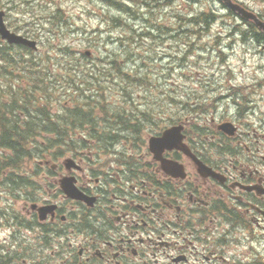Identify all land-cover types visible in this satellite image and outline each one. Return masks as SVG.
I'll return each instance as SVG.
<instances>
[{"label": "flooded vegetation", "instance_id": "af4514ba", "mask_svg": "<svg viewBox=\"0 0 264 264\" xmlns=\"http://www.w3.org/2000/svg\"><path fill=\"white\" fill-rule=\"evenodd\" d=\"M9 4L0 5L8 30L36 39L30 25L13 22ZM31 54L0 35V94L26 87L12 81L14 63ZM7 99L0 98V264H264V115L244 124L214 113L176 119L174 111L166 125L148 110L117 120L96 107L66 116L60 106L51 117L61 130L52 131L46 99L40 108ZM176 127L187 153H152L149 140ZM55 135L147 140L129 151L92 140L88 153L74 148L75 163L63 147L20 140ZM103 150L112 156L105 162Z\"/></svg>", "mask_w": 264, "mask_h": 264}, {"label": "rangeland", "instance_id": "374dc122", "mask_svg": "<svg viewBox=\"0 0 264 264\" xmlns=\"http://www.w3.org/2000/svg\"><path fill=\"white\" fill-rule=\"evenodd\" d=\"M125 1L12 0L13 22L30 25L48 54L43 61L41 56L20 61L15 82L25 77V66L32 81H44L41 66L54 71L63 65L80 78L94 73L102 79L99 98L88 102L106 108L111 118L137 117L138 111L148 110L167 125L176 111V119L214 113L216 120L237 117L247 124L254 121L252 114L264 115V42L219 0ZM235 1L264 20V0ZM8 3L0 0V5ZM208 10L217 15L216 23L198 34L189 32L196 30L185 26V17ZM119 71L126 75L121 77ZM231 91L238 96L228 100ZM75 95L83 98L81 103L87 101L83 91ZM59 96L53 101L55 112L63 106L64 93ZM232 101L242 104L237 107ZM146 140L120 138L115 146L129 151L142 148ZM104 151L105 162L112 156L106 157Z\"/></svg>", "mask_w": 264, "mask_h": 264}, {"label": "water", "instance_id": "95a60500", "mask_svg": "<svg viewBox=\"0 0 264 264\" xmlns=\"http://www.w3.org/2000/svg\"><path fill=\"white\" fill-rule=\"evenodd\" d=\"M228 8L237 13L243 20H251L264 32V21H262L258 15L246 10L243 6L235 3L233 0H221ZM0 33L4 39H7L10 43L26 44L32 48L36 47L35 42L24 40L21 37L10 34L4 25L2 15H0ZM180 128H173L165 132L161 138L151 139V149L155 153H162L165 149L177 147L181 148L183 137L179 134Z\"/></svg>", "mask_w": 264, "mask_h": 264}, {"label": "trees", "instance_id": "16d2710c", "mask_svg": "<svg viewBox=\"0 0 264 264\" xmlns=\"http://www.w3.org/2000/svg\"><path fill=\"white\" fill-rule=\"evenodd\" d=\"M229 13L231 15H235L232 12H229ZM189 16L190 17H188V15H187V17H185V18L188 19V21L185 24V26H188L192 30H196V31H189V32H194V34H198L200 32V30H207L208 28H211V26L213 24H215L216 21H217V15L214 12H212L211 10L203 11V12H201L199 14L198 13H195V14L192 13ZM245 24L248 25L249 28L252 29V32H254L256 36L259 35V37H258L259 39H263L264 40V34L262 32H260V30L256 27V25L254 23L245 22ZM240 33H243V32H240ZM240 33H238V34H240ZM182 34H184V33H182ZM116 66H118V65L116 64ZM67 72H68V74H67L68 76L65 77L64 82L66 84L71 83V89H75L76 87L73 86V85L75 83H77V82H76L75 76L73 75L74 72L72 70H68ZM75 74H76V76H78L77 72ZM87 79L92 80L90 78H87ZM53 130L58 131L55 128H53ZM63 138L65 139L66 137H63ZM101 140L103 141L104 138H102ZM72 143H74V141H71V142L68 143L67 140L65 139V142H64L65 145H71Z\"/></svg>", "mask_w": 264, "mask_h": 264}]
</instances>
